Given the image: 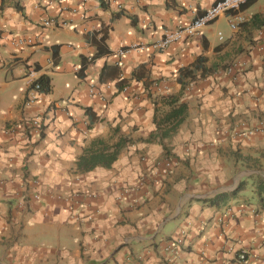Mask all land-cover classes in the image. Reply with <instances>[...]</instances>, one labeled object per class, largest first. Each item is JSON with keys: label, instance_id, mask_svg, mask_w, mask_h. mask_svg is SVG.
I'll return each instance as SVG.
<instances>
[{"label": "crops", "instance_id": "1", "mask_svg": "<svg viewBox=\"0 0 264 264\" xmlns=\"http://www.w3.org/2000/svg\"><path fill=\"white\" fill-rule=\"evenodd\" d=\"M213 2L0 0V264H264V203L249 182L248 193L220 207L203 201L253 172L264 177V0L237 10L236 29L227 12L163 49L116 54L187 24ZM49 18L57 25L43 26ZM46 28L63 39L41 43ZM92 32L104 36L109 51L78 77L80 56L95 50ZM16 35L36 43L9 50ZM35 65L50 84L55 71L73 72L77 83L62 101L50 87L23 105L24 69ZM182 68L194 73L182 75L183 89ZM150 89L186 103L183 121L164 141L177 161L166 173L160 142L138 140L155 128ZM85 106L95 115L90 125ZM34 115L42 118L40 132L6 129ZM114 129L132 143L109 167L78 173L84 147L96 138L115 141ZM180 228L183 243L171 256L163 246ZM240 250L244 262L236 260Z\"/></svg>", "mask_w": 264, "mask_h": 264}, {"label": "trees", "instance_id": "2", "mask_svg": "<svg viewBox=\"0 0 264 264\" xmlns=\"http://www.w3.org/2000/svg\"><path fill=\"white\" fill-rule=\"evenodd\" d=\"M250 0L241 4L239 8L245 6L249 3ZM16 9H20L18 5H15ZM238 8V9H239ZM264 21L261 22V24ZM90 43L95 47L94 52L86 56H80L79 65L76 72L78 77H82L84 75V70L95 58L108 53V49L104 44V36H97L94 32H92L89 36ZM51 57L53 62L57 57V47L58 45H51ZM35 69H38V66H34ZM178 82L180 83V88H184V83L182 82V78L184 75L193 77L194 73H192L189 68H182L179 70ZM101 79V73L99 74ZM38 82L40 83V91L43 93H47L50 90V78L46 75H40L38 77ZM121 82V79L118 83ZM118 87H120L118 85ZM153 93L151 89L147 91L148 96ZM152 105H153V115L152 121L155 125L153 131H151L145 138H138L140 141L150 142L157 140L160 142L162 146V160L173 159L170 156L167 145L165 144V139L171 137L178 129L180 123L183 121L186 114V103L181 101L178 95L165 94V95H152ZM151 97V96H150ZM159 103V105H157ZM83 112L88 118L89 125L93 122L95 118L94 112L90 109V107H83ZM113 134L116 135L115 141L111 143H106L101 139H93L90 141L87 147H84L82 153L79 154L75 160V170L78 173H84L93 169L96 166L101 167H109L110 164L116 159L119 151L127 144L132 143L129 136L120 134L117 132V129L113 130ZM233 157L236 158V153H233ZM175 159V158H174ZM247 159V158H246ZM176 160V159H175ZM252 166L255 170H259V165H257V161L255 158L253 159ZM251 185L252 191L256 196L257 202L262 205L264 203V177H262L259 173L253 172L248 176L241 178L235 187L230 190L220 191L213 194L210 197L204 198L203 201L207 205L220 207L224 204H227L230 200L234 199L237 194L243 190L247 184ZM169 238H167L168 240ZM100 264H103L101 262Z\"/></svg>", "mask_w": 264, "mask_h": 264}, {"label": "built area", "instance_id": "3", "mask_svg": "<svg viewBox=\"0 0 264 264\" xmlns=\"http://www.w3.org/2000/svg\"><path fill=\"white\" fill-rule=\"evenodd\" d=\"M248 0H214V2L203 10V12L197 16H194L187 24L182 26H178L175 28L165 29L162 34L155 40L150 41L147 44H130L128 46H121L116 50V54L118 56L125 54L134 49H143L145 47H150L153 50H160L171 43L178 42L186 37L192 36L194 34H198L200 30L206 25L209 21L216 18L217 16L227 13L234 12L231 15V19L229 22L231 29H236L237 24L242 21V17L240 14L236 12L239 6L245 3ZM63 22H61L62 24ZM43 26H56L57 21L49 18L43 21ZM260 33H264V29L260 31ZM220 37V33L218 32ZM9 44L13 48H20L23 46H30L35 44V39L32 36L28 35H16L10 37L8 40ZM48 63H52L51 59L48 60ZM24 80L26 84V93L23 100V105H30L36 101L38 98L40 91V83L38 82V70L34 67H25L24 69ZM125 89V87L123 88ZM89 93H95L94 85L89 86ZM31 128L35 133L40 132L42 128V118L39 115H34L32 117H28L25 120V125H20L18 123H11L7 125L6 129L9 131H14L15 129H23L27 130ZM263 128V124L259 123L254 130H261ZM250 133V131H248ZM176 160L168 159L162 160L163 171L166 173L167 169L174 166L176 164ZM184 233V229L180 228L178 235L169 239L164 243L163 250L170 254L171 256H176V254L180 251L181 245L183 243L182 235ZM236 260L238 262H244L246 260V252L244 250H240L236 253Z\"/></svg>", "mask_w": 264, "mask_h": 264}, {"label": "rangeland", "instance_id": "4", "mask_svg": "<svg viewBox=\"0 0 264 264\" xmlns=\"http://www.w3.org/2000/svg\"><path fill=\"white\" fill-rule=\"evenodd\" d=\"M42 29V27L39 26V29ZM63 38H60L58 35H56L53 28H46L43 31V34L41 35V43L45 45H49L52 43H59ZM11 49H14L12 47H9ZM69 63H76V57H68ZM51 77V91L48 93L53 99H56L58 101L64 100L69 92L71 91L72 87L77 83V77L73 72H58L55 71L50 74ZM15 89L17 87L15 86ZM10 98L15 97V93L11 92L9 95ZM244 193H248V189L245 188Z\"/></svg>", "mask_w": 264, "mask_h": 264}, {"label": "clouds", "instance_id": "5", "mask_svg": "<svg viewBox=\"0 0 264 264\" xmlns=\"http://www.w3.org/2000/svg\"><path fill=\"white\" fill-rule=\"evenodd\" d=\"M230 12H232V11H230ZM236 12H237V10H236ZM240 22H241V21H240ZM240 22H239V23H240ZM239 23H238V24H239ZM238 24H237V26H238ZM236 28H237V27H236Z\"/></svg>", "mask_w": 264, "mask_h": 264}]
</instances>
